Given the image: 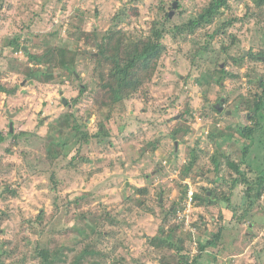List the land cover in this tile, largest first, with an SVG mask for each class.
Here are the masks:
<instances>
[{
    "label": "rangeland",
    "instance_id": "374dc122",
    "mask_svg": "<svg viewBox=\"0 0 264 264\" xmlns=\"http://www.w3.org/2000/svg\"><path fill=\"white\" fill-rule=\"evenodd\" d=\"M174 1L0 0V264L92 245L108 264H264V190L248 191L264 174V0H228L178 37L211 0ZM155 24L169 29L156 68L113 104L92 54L111 31L126 47ZM58 48L75 61L48 69Z\"/></svg>",
    "mask_w": 264,
    "mask_h": 264
},
{
    "label": "trees",
    "instance_id": "16d2710c",
    "mask_svg": "<svg viewBox=\"0 0 264 264\" xmlns=\"http://www.w3.org/2000/svg\"><path fill=\"white\" fill-rule=\"evenodd\" d=\"M228 0H211L209 5L203 7L201 14L194 19H191L188 23H184L181 27H177L174 29V37H178L183 35L184 33H194L198 29L205 26L206 22L211 21L215 16L219 13L222 6H224ZM166 29L163 27L161 30L159 26L155 24V26L151 29V37L147 41L140 42H131L127 44L128 46L124 47V43L122 40H117V36H115V31H111L104 35L102 46L100 47L98 53H93L92 55L95 57L96 61H101V67H95L97 71V76L101 81L105 80V83H101V86L105 90L107 94L111 96L113 104L120 102L122 100V95L130 96L134 91H138L140 87L143 85L145 78L150 77L153 70L156 68L158 61V53L161 52L162 49L160 47L162 44L163 35ZM11 46L15 48H20L19 38L11 41ZM19 50V49H18ZM21 50V49H20ZM74 57H73V56ZM45 61L50 64L53 62V65H49L48 69H55L59 65H65L67 63L73 64L75 61V54L71 52L69 49L58 48V49H50L48 54L46 55ZM109 65V66H107ZM31 73V72H30ZM52 77H49V79ZM48 79V80H49ZM48 82V81H47ZM264 84V81H263ZM0 89H3L0 86ZM134 90V91H133ZM7 91V90H6ZM81 91H85L84 87H81ZM9 93L15 92L14 89L7 91ZM14 94V93H13ZM264 96V85L263 92ZM124 98V97H123ZM125 100V99H124ZM112 105V104H111ZM260 107L255 108V114H258ZM254 115L252 119L254 118ZM144 121V120H143ZM149 123V122H147ZM151 125H154L150 123ZM259 121L256 123L255 127H245L242 130V134L245 136H249L250 138L253 136L256 128L259 125ZM178 130L176 131V133ZM83 137L85 141H87L88 134L83 133ZM4 134H0V142H4ZM216 160V159H215ZM197 160L194 158L190 163L185 166L186 173H189L190 170L194 169L196 166ZM232 167L236 171V173L241 174L240 166L236 164H232ZM219 168V165H218ZM217 171V170H216ZM263 179L256 184V186L248 183V191L251 193L256 190V197L261 198L264 190V174L260 175ZM245 183L249 182V179H243ZM236 181H233V186H236ZM8 190V189H7ZM141 190V189H139ZM142 192L145 189L141 190ZM211 191L207 190L204 196L200 199L201 204L213 205L216 203L217 199L214 198L210 193ZM199 198V197H198ZM175 210L171 211L173 213ZM42 218V217H41ZM161 231V230H160ZM219 235L216 236V239H219ZM157 240V242H156ZM153 241L154 245H158L159 243H166V239H156ZM169 242V241H168ZM169 244H171L169 242ZM212 244L214 247L216 246V241L213 240L203 244V248ZM90 249H83L78 255H75L72 260L68 258V255L64 251H60L57 254L55 260L52 264H108L110 261V257L107 254H102V258L91 259L95 257L100 252L95 249L93 245L89 247ZM32 253V257L38 259L39 264H50L49 259L52 256V252L49 249H40L36 248L34 251H30ZM29 252V253H30ZM91 256L89 258L88 256ZM27 257H24L26 259ZM188 261L185 259L181 262V264H188ZM196 263V261H195Z\"/></svg>",
    "mask_w": 264,
    "mask_h": 264
},
{
    "label": "flooded vegetation",
    "instance_id": "af4514ba",
    "mask_svg": "<svg viewBox=\"0 0 264 264\" xmlns=\"http://www.w3.org/2000/svg\"><path fill=\"white\" fill-rule=\"evenodd\" d=\"M251 51L249 50V51H245L244 52V54L242 55V58H243V60H245V59H248L250 56H249V53H250ZM257 57H262L261 55H258ZM233 59H235L234 57H233ZM262 60H264V59H262ZM240 63H243V61H239ZM224 66L225 65H223V64H221V67L222 68H224ZM223 77H220L219 78V80H218V82L220 83V84H222L223 85V83H224V80L222 79ZM225 101H226V98L224 97V96H222V97H220V102L218 103V105L216 106V108L220 111V109H221V111L223 110V111H225L223 108H224V106H225ZM260 102H262V99H260L259 100ZM260 123V122H259ZM176 147V146H175ZM178 149H179V147H178Z\"/></svg>",
    "mask_w": 264,
    "mask_h": 264
},
{
    "label": "water",
    "instance_id": "95a60500",
    "mask_svg": "<svg viewBox=\"0 0 264 264\" xmlns=\"http://www.w3.org/2000/svg\"><path fill=\"white\" fill-rule=\"evenodd\" d=\"M178 6H179V0H175L174 3H173V10H172V13H175V11H176V9H177ZM172 13H171V15H172ZM63 101H64L65 103L67 102V100H66L65 98L63 99ZM216 106H217V105H216ZM220 111H221V109H220ZM175 145H176V151H178L179 144H178L177 141H176Z\"/></svg>",
    "mask_w": 264,
    "mask_h": 264
},
{
    "label": "built area",
    "instance_id": "2783aa9c",
    "mask_svg": "<svg viewBox=\"0 0 264 264\" xmlns=\"http://www.w3.org/2000/svg\"><path fill=\"white\" fill-rule=\"evenodd\" d=\"M193 200H194V197H193V194L191 193L190 194V201L188 202L190 206L192 205Z\"/></svg>",
    "mask_w": 264,
    "mask_h": 264
}]
</instances>
